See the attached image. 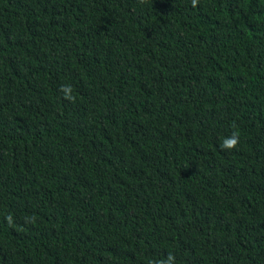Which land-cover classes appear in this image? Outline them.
I'll return each mask as SVG.
<instances>
[{"label": "trees", "instance_id": "1", "mask_svg": "<svg viewBox=\"0 0 264 264\" xmlns=\"http://www.w3.org/2000/svg\"><path fill=\"white\" fill-rule=\"evenodd\" d=\"M169 254L264 264V0H0V264Z\"/></svg>", "mask_w": 264, "mask_h": 264}, {"label": "clouds", "instance_id": "2", "mask_svg": "<svg viewBox=\"0 0 264 264\" xmlns=\"http://www.w3.org/2000/svg\"><path fill=\"white\" fill-rule=\"evenodd\" d=\"M198 3V0H191L192 7H195ZM61 92L64 94V98L73 100L72 90L70 85L62 86ZM239 144V134L233 132L231 137H226L220 144L222 150H232L235 149ZM160 264H175V256L169 254L166 260L161 261Z\"/></svg>", "mask_w": 264, "mask_h": 264}]
</instances>
